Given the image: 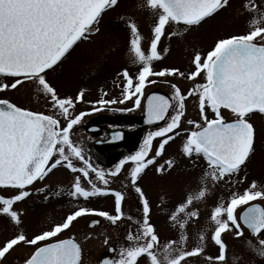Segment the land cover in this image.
<instances>
[{
    "label": "snow or ice",
    "instance_id": "obj_1",
    "mask_svg": "<svg viewBox=\"0 0 264 264\" xmlns=\"http://www.w3.org/2000/svg\"><path fill=\"white\" fill-rule=\"evenodd\" d=\"M124 4L125 0H0V92L33 86L50 105L45 113L0 98V216L19 226L23 212L15 209L17 203L46 192L45 202L59 197L63 189L49 191L48 184L36 187L57 171L71 177L66 195L72 200L113 198L112 212L77 205L46 229L31 235L21 230L0 240V264H5L8 255L21 246L33 249L22 258V264H82V247L77 239L57 237L86 216L104 218L112 226L124 219L136 225L135 233L130 229L126 243L120 246L119 258L105 259L103 264H139L141 258H146L145 264H188L195 258H202L203 264H224L227 245L223 234L231 232L241 238L245 228L257 237L256 250L264 257V239H259L264 233V204L257 202L264 201V184L256 179L249 182L245 171L257 158L254 118L257 114L264 117L261 4L257 0L240 3L237 14L250 17L245 30L216 39L205 55L196 51L191 60L193 68L187 72L175 66L156 70L154 62L169 51L160 47L163 38L167 36L169 42L182 39L206 20L232 10L234 0H138L132 11L124 10ZM118 9L123 10L119 20L125 30L129 59L138 70L123 68L116 74L121 88L118 98L107 99L108 93L104 92L98 99L85 101L83 87L72 95L61 96L48 74L64 63L78 42L99 36L103 16ZM135 10L152 18L147 35L141 33ZM172 25L183 27L169 31ZM177 77L193 82L202 78L203 82L193 83L185 91L168 79ZM158 83L166 84L170 94L153 92L147 96L144 123L164 125L148 131L138 149L112 167L95 164L86 154L83 141L73 139L75 127L85 117L105 109L132 112L141 108L145 89ZM192 97L197 98L198 119H188L190 127L185 128L186 103ZM125 102H131L132 107H109ZM80 103L91 107L76 112ZM225 110L230 118L226 119ZM122 135L113 130L111 140L118 141ZM181 136L182 156L194 164L202 158L206 168L197 190L189 191L168 209V222L177 228L179 237L161 245L151 220V202L140 181L150 167L160 176L171 175L177 160H158L163 158L166 146ZM157 138L158 144L154 143ZM242 172L245 175L241 176ZM120 176L124 177L122 188L111 187ZM221 181L247 186L231 192L226 201H219L201 224L200 211L194 205L210 194V184L215 186ZM129 191L138 201L140 215L135 219L123 210ZM166 202L161 198V204ZM240 206L245 207L237 213ZM99 223V219H92L88 227ZM189 226L195 232L191 247ZM209 244L217 248L218 254H206ZM249 246L256 247L251 241Z\"/></svg>",
    "mask_w": 264,
    "mask_h": 264
},
{
    "label": "rangeland",
    "instance_id": "obj_2",
    "mask_svg": "<svg viewBox=\"0 0 264 264\" xmlns=\"http://www.w3.org/2000/svg\"><path fill=\"white\" fill-rule=\"evenodd\" d=\"M242 2H246V0H234L232 10L206 20L200 26L194 27L189 33L185 34L182 39L178 38L169 42L167 36H165L160 47L161 49L167 47L169 51L162 53L163 58L160 61L154 62L156 70L165 66H175L179 67L182 71H190L193 68L191 60L196 51H200L202 55H205L211 46H213L216 39L227 34L242 33L248 26L250 19L247 14H237L239 4ZM136 3H138V0H125L123 9L132 11ZM257 3L261 4L262 11H264V0H257ZM120 14H123L122 9L106 13L100 23V35L91 37L89 41L78 42L64 63L57 67L55 71L48 74V79L57 87L61 96L72 95L80 87L86 89L85 101L98 99L104 92L108 93L107 99H111L109 98L110 96L117 98L120 96L121 88L117 86L120 81L116 74L123 68H127L130 72H136L138 70L137 66H134L129 59L125 30L119 20ZM134 15L139 23L141 33L147 35L152 22L151 16L139 10H135ZM182 27V25L179 27L172 25L169 31H178ZM168 79L178 83V86L185 91L191 88L193 83L203 82L202 78H198L194 82L178 77ZM154 88L170 93L169 87L164 83L148 86L145 89V93ZM0 98H8L18 105L28 107L35 111L48 113L50 109V105L45 102L44 98L38 94L37 89L33 86L26 85L19 91L0 92ZM196 99L195 97L189 98L186 103V115L183 125L185 128L190 127L187 125L188 119H198ZM90 107L91 105L88 103H80L76 107V112L88 110ZM109 107L130 108L132 107V103L125 102L123 105L116 104ZM141 108L132 112H116L105 109L91 115L127 113L130 116L138 117ZM224 114L226 119L230 118V114L226 110ZM91 115L85 117L83 122ZM254 120L257 131V158L256 162L250 165L245 171L248 175L249 182L252 179H256L258 183L264 184V160L261 159V153L264 152V117L257 114ZM148 131L150 130L144 131L143 135ZM73 138H78V141L82 140L85 148L87 147L86 144L89 139L86 138L83 129H76ZM182 141L183 136L170 142L166 146V152L163 158L158 160L159 163H163L164 160L169 158H175L177 160V166L172 170L171 175L160 176L150 167L146 170V174L140 181L151 202V220L159 234L161 245L169 239H178L179 237L177 228H174L168 222V209L189 191L194 192L197 190L200 177L206 168V162L202 158L194 164L182 156ZM158 142L159 138L154 141L156 144ZM240 175H245V172H242ZM233 179L235 180L237 178L233 177ZM70 180L71 177L67 173L57 171L55 175L50 176L43 183H37L36 187H42L46 183L49 185V191L63 189V192L59 197H53L48 202L43 201V194H34L26 202L17 203L15 209L22 210L23 212L21 217L22 223L16 226L8 219L0 216V240H4L12 233L21 230L31 235L42 229H46L51 223L59 221L64 217V214L73 210L77 205L95 207L99 210L109 212L113 211L112 197H95L90 198L88 201H84L83 199L79 201L72 200L66 195L67 190L70 188ZM123 181L124 177L120 176L111 186L116 189H121ZM61 184L63 185L60 187L59 185ZM246 186V183L230 185L225 181H221L215 186L210 184V194L204 201L197 202L194 205L200 211L201 224L210 215L213 206L221 200L226 201L230 197L231 192L242 191ZM33 192L35 193V188H33ZM161 198L167 202L161 204ZM135 199V195L129 191L126 194L125 204L123 205L125 215H131L134 219L140 215L138 204L133 203ZM257 202L264 204V201ZM244 207L240 206L237 209V213ZM86 219H92V217L86 216L79 218L70 229L65 230L63 234L57 237L63 239L74 236L77 239L82 247V264H97L99 258L107 253V247L109 245L115 244L120 249V246L126 243L128 231L131 229L135 233L136 225L133 221L127 219L118 222L117 226L110 227L108 222V225H99L92 228L82 225ZM188 234V247H191L195 243V232L191 226H189ZM85 237L88 238L86 239ZM106 239L108 241L107 244L105 243ZM223 239L227 245L226 261L224 264H264V257L260 256L256 250L259 247L256 236L250 237L247 232H244L243 237L236 238L233 233L228 232L223 234ZM259 239H264V233L260 234ZM249 241L256 247H250ZM32 250L27 246H21L15 249L14 252L8 255L5 264H22V258L26 257ZM206 254H218L217 248L209 244L206 249ZM145 260L146 258H141L139 264H145ZM188 264H203V260L202 258H195L194 260H189Z\"/></svg>",
    "mask_w": 264,
    "mask_h": 264
},
{
    "label": "flooded vegetation",
    "instance_id": "obj_3",
    "mask_svg": "<svg viewBox=\"0 0 264 264\" xmlns=\"http://www.w3.org/2000/svg\"><path fill=\"white\" fill-rule=\"evenodd\" d=\"M156 88L154 89H151V90H155ZM103 94V93H102ZM146 94V93H145ZM109 98H113V97H109ZM144 100H142V105H141V112L139 113V116L138 117H134V116H130L129 114L125 113V114H94V115H91L88 119L85 120V122H83L82 124H80L79 126H76L74 131L76 129H83V132L84 134L86 135V138L89 139V141L87 142L86 144V154L88 156L91 157V151L88 149L89 147V144L92 140H97V139H103L105 137V134L108 130H119L121 131L123 134L126 133V134H130L132 133L135 129H136V121H138L141 116L143 115L144 113ZM140 109V108H139ZM163 124H161L160 126H162ZM158 126V127H160ZM157 127L155 128H152V130L156 129ZM146 130H151V129H146L144 128L142 130V137L144 136L143 133L144 131ZM73 136H74V133H73ZM79 136V135H77ZM80 137V136H79ZM74 139V138H73ZM74 140H78V138L74 139ZM141 141V140H140ZM137 150V149H136ZM131 154V153H129ZM128 155V154H127ZM92 158V157H91ZM123 158V157H122ZM121 159V158H120ZM119 159V160H120ZM118 160V161H119ZM92 161L95 163V164H98L99 166H101L96 160H94L92 158ZM118 161H116L115 163H117ZM115 163H112L111 165H109L108 167H104V168H110L112 167ZM102 167V166H101ZM46 184V183H45ZM63 184L59 185L60 187L62 186ZM113 187V186H111ZM114 188V187H113ZM57 189V188H56ZM44 194H47V193H44ZM43 194V195H44ZM113 203V201H112ZM134 204H138V201L137 199H135L133 201ZM125 204V202L123 203V205ZM92 208H95V207H92ZM97 209V208H96ZM112 209H113V205H112ZM69 212V211H68ZM67 212V213H68ZM66 213V214H67ZM64 214V216L66 215ZM92 219H99L100 220V223L97 225V226H104V225H108V222L106 220H104V218H100V217H94V216H91ZM92 219H86V221L82 224L83 226H86L88 227V224L90 223V221ZM110 224V223H109ZM112 225L110 224V227ZM89 228V227H88ZM244 232H247L249 234L250 237H253L255 235H252L250 234V232L245 228ZM60 239V238H59ZM112 249H115V251H112ZM217 253H218V250H217ZM119 258V248L117 245L115 244H111L107 247V253L104 254L103 256H101V258H99L98 260V263L97 264H103V261L105 259H118Z\"/></svg>",
    "mask_w": 264,
    "mask_h": 264
},
{
    "label": "water",
    "instance_id": "obj_4",
    "mask_svg": "<svg viewBox=\"0 0 264 264\" xmlns=\"http://www.w3.org/2000/svg\"><path fill=\"white\" fill-rule=\"evenodd\" d=\"M152 93H149L148 95ZM155 93L164 94L161 92ZM147 96L145 98V103H147ZM144 126L151 127L153 125L145 124L143 116L136 121V129L130 134L124 133L122 138L118 141L111 140V133L113 130H108L106 132V138L93 140L91 142V156L102 166H109L112 163H115L122 158L123 155L135 149L142 135V129H144Z\"/></svg>",
    "mask_w": 264,
    "mask_h": 264
}]
</instances>
